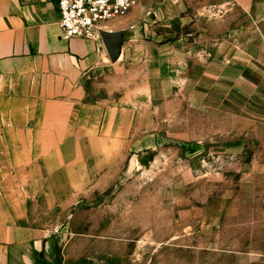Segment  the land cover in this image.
I'll return each mask as SVG.
<instances>
[{
  "label": "rangeland",
  "instance_id": "1",
  "mask_svg": "<svg viewBox=\"0 0 264 264\" xmlns=\"http://www.w3.org/2000/svg\"><path fill=\"white\" fill-rule=\"evenodd\" d=\"M262 9L137 0L106 23L95 150L32 210L67 264H264Z\"/></svg>",
  "mask_w": 264,
  "mask_h": 264
},
{
  "label": "crops",
  "instance_id": "2",
  "mask_svg": "<svg viewBox=\"0 0 264 264\" xmlns=\"http://www.w3.org/2000/svg\"><path fill=\"white\" fill-rule=\"evenodd\" d=\"M58 19L56 0H0V264H67L35 225L34 198L95 150L103 109L85 101L82 81L108 50L65 38Z\"/></svg>",
  "mask_w": 264,
  "mask_h": 264
},
{
  "label": "built area",
  "instance_id": "3",
  "mask_svg": "<svg viewBox=\"0 0 264 264\" xmlns=\"http://www.w3.org/2000/svg\"><path fill=\"white\" fill-rule=\"evenodd\" d=\"M65 38L97 40L109 21L125 16L137 0H56Z\"/></svg>",
  "mask_w": 264,
  "mask_h": 264
},
{
  "label": "water",
  "instance_id": "4",
  "mask_svg": "<svg viewBox=\"0 0 264 264\" xmlns=\"http://www.w3.org/2000/svg\"><path fill=\"white\" fill-rule=\"evenodd\" d=\"M109 37H110V36L106 37V36H104L103 34L100 33V38L103 39V42L105 43V45H106V47H107V50L109 51L110 55L113 56V53H114V51H115V47H111V46L108 45Z\"/></svg>",
  "mask_w": 264,
  "mask_h": 264
},
{
  "label": "bare ground",
  "instance_id": "5",
  "mask_svg": "<svg viewBox=\"0 0 264 264\" xmlns=\"http://www.w3.org/2000/svg\"><path fill=\"white\" fill-rule=\"evenodd\" d=\"M106 29L105 25L100 29V33L104 35V33L109 36L111 33L110 32H105L104 30ZM105 36V35H104ZM119 54L117 51H114V56H118Z\"/></svg>",
  "mask_w": 264,
  "mask_h": 264
}]
</instances>
